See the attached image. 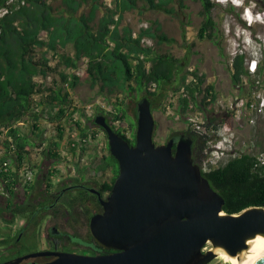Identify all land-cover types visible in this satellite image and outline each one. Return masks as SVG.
I'll list each match as a JSON object with an SVG mask.
<instances>
[{"label":"trees","instance_id":"1","mask_svg":"<svg viewBox=\"0 0 264 264\" xmlns=\"http://www.w3.org/2000/svg\"><path fill=\"white\" fill-rule=\"evenodd\" d=\"M193 1L202 6L199 12L202 20L198 38L212 42L225 58L223 35L213 16L218 3L213 0ZM185 2L186 0H113L115 6L110 9L103 0H62L59 7L51 5L50 0H15L13 3L0 0V10L7 11L0 16V128L6 130L0 131V137H3L0 138V165L8 163L10 167L8 173L0 171V180L4 178L7 181L5 186L9 197H14L17 192V182L9 176L13 175L11 167L30 154L29 146H43L41 156L58 162L63 160L61 146L65 131L79 130L81 138L88 139V127H85L81 118H74L77 113L84 115L70 93L80 83L75 72L84 66L89 85L98 88V93L106 95V100L114 108V111L109 112L97 107L95 112L97 115H106L107 122L130 145H134L136 141L137 104L142 98H149L153 105L155 99L164 94L165 87L172 86L178 94L176 112L186 120L189 113L204 111L212 104L206 101L209 96H212L211 102L215 101L214 87L205 86V75H199L197 70L186 72L184 59H178L169 53H156L152 47L145 45V39L168 45L176 42L162 30L159 21L152 26L142 27L134 37L132 29L120 31V21L115 18L116 14H124L126 11H137L140 16L148 11L160 12L174 18L180 10L187 8ZM84 7L90 9L86 14L80 13ZM99 11H103V16L97 20ZM182 26H185L184 21ZM44 32L47 33V39L41 38ZM185 36L184 30L182 37ZM68 45L72 46V53L58 52ZM43 50L55 54V66L50 64L48 55ZM191 50L190 45L188 52L191 53ZM229 71L234 87L243 88L245 79L251 86H255L257 76L264 74V64H257V72L251 73L248 57L242 52L232 58ZM52 74H57L59 81H53L51 85L45 84V80ZM39 78L44 82L38 83ZM112 98H115L114 102ZM131 98L136 101L134 120L126 109V102ZM42 116L57 129L58 140L46 142L45 146L43 142H32L31 137L20 126L21 122L31 118L34 135H37L36 131L41 132L38 124ZM223 120L217 123L209 117L201 125L204 130L191 127L185 130L183 134L194 142V162L201 167L202 174L211 187L224 198L225 213L235 215L250 207L264 208V160L257 155L240 153L217 167L203 170L202 162L209 144L218 138ZM117 121L128 123L127 132L130 136L115 125ZM92 124L104 132L95 124L94 117ZM105 137L107 139L106 134ZM86 144L87 142H83L79 149L85 152ZM107 149L108 154L93 165L95 176L111 174V179L101 184L102 193L111 192L119 175L118 162L110 154L109 147ZM69 150L74 154L78 151L76 148ZM58 173V170L52 171V174ZM84 179L85 177L82 178ZM53 188L52 177H47L45 189L50 191ZM34 189L33 184H28L22 193L29 196V192ZM70 196L74 203L96 199V196L86 192ZM9 197H5L6 202ZM30 204L31 202L20 205L9 200L6 205L9 216L5 219L7 225H12L15 219L21 218L34 224L37 208L29 207ZM4 244L5 240H1L0 246Z\"/></svg>","mask_w":264,"mask_h":264},{"label":"rangeland","instance_id":"2","mask_svg":"<svg viewBox=\"0 0 264 264\" xmlns=\"http://www.w3.org/2000/svg\"><path fill=\"white\" fill-rule=\"evenodd\" d=\"M105 5L112 8L113 0H103ZM218 3L217 8L213 11L215 21L218 23L219 29L223 35V46L225 58L221 56V52L210 41H202L198 38V31L201 24V17L199 12L202 9L201 3L186 0L187 8L180 10L174 18L160 12H150L148 15L139 16L134 12L133 30L135 36L142 27L152 26V22L159 20V26L171 38L175 39V43L168 45L160 43L157 40L145 39L144 43L148 47H152L156 53L172 54L178 59H184L185 71L191 72L197 70L199 75H205V86L212 85L215 90V101L211 102L212 96L206 100L210 104L204 111L195 110L189 113L188 120L180 118L177 114V106L167 109L170 99H178V94L173 90L172 86L165 87L164 94L157 97L152 105L153 114L156 120V128L154 133V141L157 145L166 144L171 138L183 135L189 127L197 128L207 122V118L211 117L217 123L221 124L218 138H215L209 144L207 155L202 162L205 168L217 167L219 164L226 161L231 156L240 153H252L257 155L261 160H264V113L249 114L244 109L239 110L238 104L250 97L262 96L264 97V74L258 75L256 85L251 86L247 79H245L243 88H237L232 85L231 73L229 68L232 65V58L237 53H245L248 57V68L251 73L253 65L264 64V0H213ZM51 5L59 7L62 0H50ZM176 6V5H175ZM89 7H84L80 13H88ZM139 19V21L137 20ZM184 21L185 26H182ZM186 31L185 38L182 37V32ZM42 39H47V33L41 34ZM192 46L191 53L188 52L189 46ZM72 46L68 45L64 50L58 52L72 53ZM46 52L50 64L55 66L57 58L53 52ZM189 53V57L187 56ZM187 57V58H186ZM79 78L80 83L74 90H71V96L75 104L83 112L84 116L77 113L74 118L80 119L85 127H88L86 151L79 149L75 154L68 149H63L65 141L63 140L61 146V154L63 160L55 162L50 158L41 156V149L39 147L29 146L30 159L35 160L37 172L33 182L34 190L32 195H29V202H32L34 196H44L47 191L45 189V179L52 177L54 188L52 191L60 190L64 181H81V176L86 175L90 177L94 175L93 165L99 163L101 158L108 154V139L105 133L98 127H94L93 117L97 113L95 109L101 107L105 111H114L112 105L106 100V95L100 94L98 88H92L87 82V74L85 66L75 72ZM191 76H189V79ZM38 83L44 82L43 79H37ZM53 81H59L57 74H52L45 80V84L51 85ZM175 97V98H174ZM133 98V97H132ZM130 99L126 102V109L130 117L135 119L136 101ZM115 98H112V102ZM101 115V114H100ZM239 115V118H235ZM106 116V115H105ZM226 118V119H225ZM33 120H28L20 123L24 133L31 137V141L39 144L57 139V129L44 116L39 121L41 132L32 129ZM115 125L120 127L124 134L130 136L127 132L128 123L115 122ZM227 125V129L225 126ZM79 131V130H78ZM68 130L65 131L64 139L68 138ZM81 137V135H80ZM58 140V139H57ZM65 150V151H64ZM221 150V151H219ZM64 151V153H63ZM204 156V155H202ZM67 159V160H66ZM75 168L71 178L58 181L64 173L69 174V168ZM48 168V169H46ZM53 170H58V174H52ZM62 174V175H61ZM71 174V172H70ZM73 176V177H72ZM110 173L106 175H99L96 178L99 183L109 181ZM68 183V182H67ZM24 194V193H23ZM34 194V195H33ZM25 196L20 194L21 198ZM26 197V196H25ZM8 216L5 213V198H0V241L4 240L7 235L15 236L17 233V225H7L5 219ZM36 225V224H35ZM35 225L33 227H35ZM34 235L38 239L39 245H29L23 247L19 252L13 255H5L3 247L0 246V264L8 262L11 258L18 255H27L28 253L41 251L44 244V229L43 226L35 227ZM210 246H208V249ZM210 264H233V260L225 261L223 258H218Z\"/></svg>","mask_w":264,"mask_h":264},{"label":"water","instance_id":"3","mask_svg":"<svg viewBox=\"0 0 264 264\" xmlns=\"http://www.w3.org/2000/svg\"><path fill=\"white\" fill-rule=\"evenodd\" d=\"M95 124L107 136L119 175L107 199L90 190L103 212L92 216L89 231L100 247L115 252L86 256L40 251L5 264L50 255L57 259L48 264H210L220 258L217 250L236 256L264 233L263 207L235 215L224 212V198L194 162L190 137L155 143L156 120L149 98L137 104L134 145L105 116H96ZM255 264H264V256Z\"/></svg>","mask_w":264,"mask_h":264},{"label":"flooded vegetation","instance_id":"4","mask_svg":"<svg viewBox=\"0 0 264 264\" xmlns=\"http://www.w3.org/2000/svg\"><path fill=\"white\" fill-rule=\"evenodd\" d=\"M180 136L173 137L175 142H177ZM175 150L176 147L173 148L174 152ZM68 173L69 174L65 175L61 174L62 176L56 180L61 181L69 177L71 178L72 173ZM100 175L103 176L102 174ZM97 176H95L94 173V175L90 177H87L86 175L81 176V181L79 180L80 182L67 181V183L64 181L62 182L64 185L60 190H50L46 191L43 194L44 196L32 197V202L29 207L34 206L37 208L35 223L29 224L25 218L15 219L13 221L12 225H17L16 228L18 229L15 236L7 235L4 239L5 244L3 245V250L5 255H13L16 252H19L23 247L29 245H39L37 241L38 239L33 232L36 226H43L45 232V241L42 245L43 249L41 251L53 253H73L86 256H101L114 253V250H106L100 247L94 241L89 231L90 220L92 216L103 212V207L98 196L92 193L90 190L95 189L96 191L100 192L103 199H107L111 193H102L100 191L101 184L105 182L99 183L98 179L96 178ZM83 177H85L84 180H82ZM22 192L23 191H18L14 197L7 196L9 197L7 202L11 200V202H15L17 204L20 203V205L25 203L27 204L30 200L28 199L29 196H21V198H19L20 194L24 195ZM32 192L30 191L29 195H32ZM81 192H86L87 194L96 196V199H90L87 201L82 200L79 203L72 202L70 195ZM7 202L5 201V213L8 216V211L6 210ZM34 207L32 210H34ZM34 225L35 227H33ZM23 256L25 255H18L17 257L11 258L8 262L15 261L16 259ZM56 259L57 256L54 255L42 256L26 259L20 264H48Z\"/></svg>","mask_w":264,"mask_h":264},{"label":"built area","instance_id":"5","mask_svg":"<svg viewBox=\"0 0 264 264\" xmlns=\"http://www.w3.org/2000/svg\"><path fill=\"white\" fill-rule=\"evenodd\" d=\"M14 1L15 0H9V3H13ZM6 12L7 11H5V10H0V16L5 14ZM134 37H135V35H134ZM256 69H257V64L255 63L253 65V67L251 68V71L255 72ZM174 106H177V100L176 99L175 100L170 99V101L168 102V105H167V109L173 108ZM238 108H239V110L244 109L247 113L252 114V115L264 113V97H262L260 95L256 96V97H250L245 101H241L238 104ZM234 117L239 118V115H235ZM197 128L203 129L202 127H199V126ZM225 128L227 129V125L225 126ZM0 131L6 132V130L4 128H0ZM67 135H68V138L64 139V141L65 140H67V141H65L63 149L66 148L69 150V148H76L79 150V148L82 146V143L87 142V139H82L80 137V134L78 131L72 132V131L68 130ZM0 138H3V137H0ZM44 146H45V144H44ZM40 148L43 149V146H41ZM64 151H63V153H64ZM219 151H221V150H219ZM0 154H1V150H0ZM29 155L22 162L18 163L15 166L13 165L11 167V171H12L13 175L9 174V176H12L16 180V182H17V190L16 191L17 192L18 191H25L24 187L28 184H33L35 177H36L35 175H36L38 168L36 166H34L35 160L29 161V159H30ZM211 168H214V167H211ZM209 169L210 168L207 169L206 167L205 168L203 167L204 171H207ZM69 170L71 173L75 172V168L73 169L72 166L69 168ZM0 171L8 173L10 171V167L8 166V163H3V165H0ZM62 174H64V173H62ZM5 183H7V181L4 178L0 180V198H5L8 196V192L6 190Z\"/></svg>","mask_w":264,"mask_h":264},{"label":"bare ground","instance_id":"6","mask_svg":"<svg viewBox=\"0 0 264 264\" xmlns=\"http://www.w3.org/2000/svg\"><path fill=\"white\" fill-rule=\"evenodd\" d=\"M217 253L225 261L233 260V264H255L264 256V233L256 237L250 249L247 252L240 253L236 256H229L222 250H217Z\"/></svg>","mask_w":264,"mask_h":264},{"label":"crops","instance_id":"7","mask_svg":"<svg viewBox=\"0 0 264 264\" xmlns=\"http://www.w3.org/2000/svg\"><path fill=\"white\" fill-rule=\"evenodd\" d=\"M141 5V4H140ZM112 8L115 6L114 5V3L112 2ZM90 10V9H89ZM89 10H88V12H89ZM134 12H137V11H126L124 14H121V12L120 13H118V14H116L115 15V18L117 19H119V21H120V26H119V30L120 31H124V30H128V29H132L133 30V23L134 22H136L135 20H132L133 19V17H134V15H133V13ZM150 12L151 11H148V12H144V14L143 15H148V14H150ZM138 13V12H137ZM142 15V16H143ZM103 16V11H99L98 13H97V20L98 19H100L101 17ZM140 16V15H139ZM138 21H139V19H137ZM156 21H159V20H155V21H153L152 22V24L154 23V22H156ZM135 24V23H134ZM113 28V27H112ZM134 31V30H133Z\"/></svg>","mask_w":264,"mask_h":264}]
</instances>
